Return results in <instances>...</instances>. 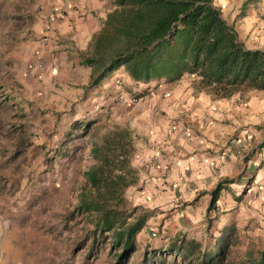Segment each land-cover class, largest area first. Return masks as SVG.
Listing matches in <instances>:
<instances>
[{"label": "crops", "instance_id": "0c3cea01", "mask_svg": "<svg viewBox=\"0 0 264 264\" xmlns=\"http://www.w3.org/2000/svg\"><path fill=\"white\" fill-rule=\"evenodd\" d=\"M114 2L0 0V67L25 73L33 66V93L42 90L36 75L52 79L69 72L68 78L85 75V84L92 83V69L82 65V56L114 10ZM42 61L44 66L37 68ZM195 81L185 76L175 83L162 79L141 84L121 68L98 85L84 84L82 106L87 116L98 120L107 115L106 104L114 105L126 89L160 85L153 98L123 110L127 126L145 131L139 145L135 137L132 159L143 202L162 213L173 207L171 218L181 217L189 227L199 224L200 233L213 221L221 231L250 224V230L264 234V91L216 99L197 90ZM107 94L114 97L106 101ZM223 182L219 201L209 211L212 192Z\"/></svg>", "mask_w": 264, "mask_h": 264}, {"label": "rangeland", "instance_id": "374dc122", "mask_svg": "<svg viewBox=\"0 0 264 264\" xmlns=\"http://www.w3.org/2000/svg\"><path fill=\"white\" fill-rule=\"evenodd\" d=\"M215 3L235 26L240 41L250 49L264 50V0ZM36 65L42 68L44 62ZM32 68L16 73L9 65L6 71L0 67L5 73H0V264H116L111 240L94 234L89 215L78 209L80 194L89 189L85 173L97 164L93 149L108 135L117 128L131 130L139 145L145 131L125 123L123 110L130 108L127 100L137 96L136 107L154 96L144 85L126 89L114 101L117 109L106 104L107 115L93 120L82 106L85 75L79 79L68 78L69 72L52 79L36 75L42 90L33 93ZM159 86L150 87L156 94ZM112 95L107 94L106 101ZM72 102H76L74 107ZM142 190L139 185L126 190L127 209L142 206L153 211L143 202ZM172 211L173 207L163 213L155 210L150 219L155 223L140 234V251L126 264H141L147 244L167 246L178 239L186 244L196 240L204 249L213 250L224 229L210 221L200 233L199 224L189 227L181 217L171 218ZM230 227L235 234L224 264H252L264 250V234H258L257 228L250 230V224ZM162 260L174 264V257ZM176 264L187 263L180 258ZM191 264L197 263L192 260Z\"/></svg>", "mask_w": 264, "mask_h": 264}, {"label": "trees", "instance_id": "16d2710c", "mask_svg": "<svg viewBox=\"0 0 264 264\" xmlns=\"http://www.w3.org/2000/svg\"><path fill=\"white\" fill-rule=\"evenodd\" d=\"M114 10L91 40L82 65L92 69V84L98 85L124 68L143 84L185 76L196 78L195 88L216 99L231 98L252 90L264 91V50L250 49L239 40L234 25L224 18L215 0H115ZM132 131L117 128L93 149L96 166L85 173L89 189L81 192L78 209L89 215L94 234L111 240L116 264H126L140 251L139 235L155 215L142 206L126 207L125 192L137 184L133 167L135 143ZM224 184L212 192L209 211L219 201ZM140 213V215H138ZM234 227H226L213 250L201 242L178 239L168 246L147 244L141 264H224ZM252 264H264V250Z\"/></svg>", "mask_w": 264, "mask_h": 264}, {"label": "built area", "instance_id": "2783aa9c", "mask_svg": "<svg viewBox=\"0 0 264 264\" xmlns=\"http://www.w3.org/2000/svg\"><path fill=\"white\" fill-rule=\"evenodd\" d=\"M149 92H150V96H155L156 95L153 90H150ZM127 102H128L129 105L134 106V105L139 103V98L137 96H132L129 100H127Z\"/></svg>", "mask_w": 264, "mask_h": 264}]
</instances>
